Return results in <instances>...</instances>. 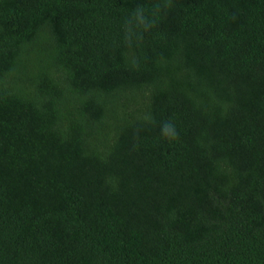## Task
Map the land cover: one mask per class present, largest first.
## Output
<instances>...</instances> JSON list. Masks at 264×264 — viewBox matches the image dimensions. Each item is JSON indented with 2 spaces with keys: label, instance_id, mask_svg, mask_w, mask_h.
<instances>
[{
  "label": "trees",
  "instance_id": "trees-1",
  "mask_svg": "<svg viewBox=\"0 0 264 264\" xmlns=\"http://www.w3.org/2000/svg\"><path fill=\"white\" fill-rule=\"evenodd\" d=\"M0 264H264V0H0Z\"/></svg>",
  "mask_w": 264,
  "mask_h": 264
}]
</instances>
